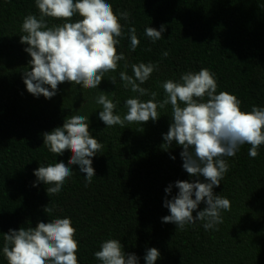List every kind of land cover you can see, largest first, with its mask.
I'll use <instances>...</instances> for the list:
<instances>
[{
	"label": "trees",
	"instance_id": "trees-1",
	"mask_svg": "<svg viewBox=\"0 0 264 264\" xmlns=\"http://www.w3.org/2000/svg\"><path fill=\"white\" fill-rule=\"evenodd\" d=\"M106 2L117 15L130 13L129 21L120 20L124 36L117 45L126 59L116 72L105 75L97 89L62 83L52 99H45L29 94L22 80L31 57L24 51L27 45L20 43L21 24L29 14L39 18L35 0H0V264H7L2 249L9 229L64 217H70L76 228L79 264H100L94 253L107 239H119L139 264H145L146 249L152 247L160 252L156 264H264V145L256 158L248 155V144L234 157H225L229 170L214 188L231 203L230 211L221 212L223 223L205 230L203 222L196 221L179 230L162 222L170 214L163 206L164 189L173 184L175 195L177 180L197 178L183 170L180 146L173 142L168 149L161 147L171 120L170 105L158 109L156 122L126 123L121 128L106 127L98 118L102 106L96 103L99 92H107L117 103L115 113L126 114L125 100L138 94L122 86L119 72L133 75L132 64L152 62L158 63V70L141 86L157 92V101L165 98L160 86L164 81H179L183 73L207 68L215 74L217 93L235 95L242 111L250 112L253 105L264 107V0ZM47 23L61 21L47 18ZM161 25L166 26L163 38L152 43L144 29L159 30ZM133 26L140 40L135 51L128 39ZM164 51L169 52L167 57ZM111 76L117 77V85L108 81ZM72 115L88 116L91 135L103 144L92 158L96 176L86 185L85 175L73 165V175L60 193L49 197L50 185L33 186L34 170L60 161L67 164L71 152L50 153L42 134L62 126ZM199 179L203 182V177ZM48 204L54 206L51 214L44 212ZM204 207L201 203L197 211Z\"/></svg>",
	"mask_w": 264,
	"mask_h": 264
},
{
	"label": "clouds",
	"instance_id": "clouds-1",
	"mask_svg": "<svg viewBox=\"0 0 264 264\" xmlns=\"http://www.w3.org/2000/svg\"><path fill=\"white\" fill-rule=\"evenodd\" d=\"M35 6L39 18L33 14L25 16L21 24L23 35H20V43L27 45L24 51L31 57L22 71V80L34 97L42 95L52 99L62 83L85 90L97 89L105 75L116 72L119 62L126 59L123 53H118L117 45L124 36L120 20L129 21L128 11L117 15L106 0H35ZM74 16L80 19L73 21ZM47 18L61 23L49 26ZM165 30V25L159 30L149 26L144 32L155 43L163 38ZM128 39L131 50L135 51L140 40L134 26L128 29ZM168 55V51L163 52L164 57ZM131 68L133 75L119 72L122 86L138 94L125 100L126 114H116L117 103L109 99L107 92L100 91L96 96V103L102 106L98 118L106 127L124 128L126 123L142 125L150 120L156 122L160 118L158 109L170 105L171 120L161 147L168 149L173 142L180 146L183 170L197 179L177 180L175 195H172L173 184L164 189L163 206L170 214L162 217V222L183 230L186 225L202 221L205 230L216 229L223 223L221 212L231 210L230 200L214 192L229 170L225 157H234L244 144L251 146L248 150L251 158L259 155L258 149L264 145V107L253 105L250 112L242 111L241 101L235 95L225 91L217 93L215 74L207 68L183 73L179 81H164L160 86L165 98L157 101L158 93L141 85L158 70V63L140 62ZM108 81L117 85L116 76ZM143 96L150 99L142 101ZM42 135L43 145L50 153L60 156L70 150L71 156L67 164L60 161L35 169L34 187L40 183L50 185L46 188L47 195H58L73 175V165L85 175L86 185L92 182L96 176L92 158L103 144L91 135L88 116L66 117L62 126ZM201 203L205 207L197 211ZM53 211L54 206L44 207L45 213ZM75 236L76 228L70 217L54 218L47 223L40 221L35 227L9 229L3 235L2 251L7 264H79V241ZM159 257L157 248H148L145 264H156ZM94 258L100 264H139L135 253H126L119 239L103 241Z\"/></svg>",
	"mask_w": 264,
	"mask_h": 264
}]
</instances>
